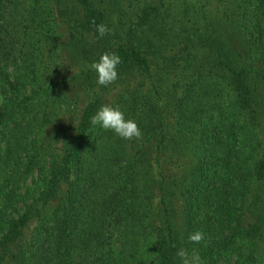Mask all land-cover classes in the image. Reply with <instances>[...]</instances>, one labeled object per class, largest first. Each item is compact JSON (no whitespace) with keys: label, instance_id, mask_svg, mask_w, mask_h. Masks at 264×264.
Masks as SVG:
<instances>
[{"label":"trees","instance_id":"trees-1","mask_svg":"<svg viewBox=\"0 0 264 264\" xmlns=\"http://www.w3.org/2000/svg\"><path fill=\"white\" fill-rule=\"evenodd\" d=\"M118 1L0 0V264H264V0ZM106 52L139 140L90 122Z\"/></svg>","mask_w":264,"mask_h":264},{"label":"clouds","instance_id":"clouds-1","mask_svg":"<svg viewBox=\"0 0 264 264\" xmlns=\"http://www.w3.org/2000/svg\"><path fill=\"white\" fill-rule=\"evenodd\" d=\"M95 24V21H93ZM96 32L100 38L110 35L111 30L104 24L96 25ZM121 63V58L115 53H104L100 56L98 62L89 65L90 70L97 74L96 83L99 86L108 87L114 84L118 79L117 67ZM91 124L99 125L104 130L113 131L118 137L125 140L142 138L141 130L135 121L125 119L124 113L119 107L109 105L102 106L94 116L91 117ZM204 240V234L196 231L189 235V241L199 244ZM180 258L181 264H202L201 257L195 249L191 253L187 249L181 248L176 253Z\"/></svg>","mask_w":264,"mask_h":264},{"label":"rangeland","instance_id":"rangeland-1","mask_svg":"<svg viewBox=\"0 0 264 264\" xmlns=\"http://www.w3.org/2000/svg\"><path fill=\"white\" fill-rule=\"evenodd\" d=\"M125 4L126 2L124 0H119L117 3L113 2V4L110 6L109 10L111 12V16H108L110 19V26H111L110 29H113V26L116 24L117 20H120L121 22H126L127 20H132V18H134L133 16H115L114 15V14L117 15L119 13L117 11H113L114 9L119 8V10H123L125 12L126 10L123 8V5ZM130 17L132 18L130 19ZM61 30L63 31L64 28L62 27ZM63 35H64V41H65L66 34L63 33ZM34 54H37V53H34ZM67 62L68 61L65 60V62L64 61L61 62L62 65H60L61 69H63L61 71V74H62V76L60 77L61 81L69 79L70 75L76 74L79 70L76 64L73 65L71 63V65L67 67ZM98 87L99 85L97 86L95 85V89H97ZM102 91H104L103 92L104 94L102 96L103 99L101 103L102 106L104 105H109L112 107H114V105L119 106L121 102L127 101V97H130V94H136L137 96L144 94L147 97H149L150 100L155 98L148 79H144V80H141L138 78L135 80L131 79V81L127 83L124 79L118 78L114 84L109 85L106 89ZM83 94L84 93L81 92L79 96V100L76 102V108H74L72 118L71 119L62 118V120H60L59 122L56 121V123H58L57 125L58 128H60L61 125L63 126L69 125L70 127H72L73 121H74L73 117L78 115L79 108L84 105V102L86 100V97ZM259 104L261 107L260 112L262 116V119H261L262 124L260 125V128H259V138L264 142V99H262ZM69 120H72V122Z\"/></svg>","mask_w":264,"mask_h":264}]
</instances>
